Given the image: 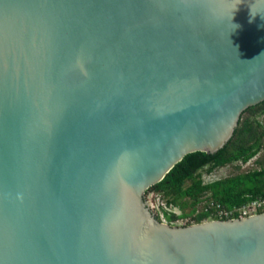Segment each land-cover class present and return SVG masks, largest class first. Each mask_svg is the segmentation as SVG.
<instances>
[{"label": "water", "instance_id": "water-1", "mask_svg": "<svg viewBox=\"0 0 264 264\" xmlns=\"http://www.w3.org/2000/svg\"><path fill=\"white\" fill-rule=\"evenodd\" d=\"M263 102L264 0H0V264H264L146 202Z\"/></svg>", "mask_w": 264, "mask_h": 264}, {"label": "trees", "instance_id": "trees-1", "mask_svg": "<svg viewBox=\"0 0 264 264\" xmlns=\"http://www.w3.org/2000/svg\"><path fill=\"white\" fill-rule=\"evenodd\" d=\"M261 115H264V102L242 115L234 137L225 148L216 154L197 152L188 155L161 183L149 191L164 194L184 210L191 207L192 214L201 198L209 192L215 201L226 208L239 207L264 196V126L258 120ZM255 158L258 169L210 185L203 182V171L212 173L239 162L248 163ZM206 219V214L196 218L197 223Z\"/></svg>", "mask_w": 264, "mask_h": 264}, {"label": "built area", "instance_id": "built-area-1", "mask_svg": "<svg viewBox=\"0 0 264 264\" xmlns=\"http://www.w3.org/2000/svg\"><path fill=\"white\" fill-rule=\"evenodd\" d=\"M258 120L264 126V115H261ZM252 162H256V158L252 159L248 163H239L243 166H248L252 164ZM217 170L213 171L212 173L205 172V174H203L202 179L205 185H210L221 180H216L215 172ZM146 202L150 210L160 222L176 227L197 224L196 218L202 214L207 215V219L203 222H208L215 220L244 219L264 213V196L252 199L239 207L226 208L224 205L215 201L212 198V194L209 192L201 198L193 214L191 213L193 209L190 207V215H184V209H182L181 206L171 202L164 194L160 192L149 191L146 194Z\"/></svg>", "mask_w": 264, "mask_h": 264}, {"label": "rangeland", "instance_id": "rangeland-1", "mask_svg": "<svg viewBox=\"0 0 264 264\" xmlns=\"http://www.w3.org/2000/svg\"><path fill=\"white\" fill-rule=\"evenodd\" d=\"M247 166V165H245ZM241 165L240 163H236L233 165H229L225 168H220L218 169L215 174H216V180L218 179H225L230 176H234L239 173H246L255 169H258L259 166L256 164V162H252V164L248 165L245 167ZM206 171L202 172V175L205 174ZM185 201V200H184ZM187 202V201H186ZM190 207H188L186 210L183 211L184 215H190Z\"/></svg>", "mask_w": 264, "mask_h": 264}]
</instances>
